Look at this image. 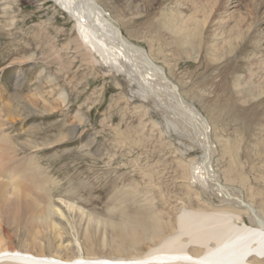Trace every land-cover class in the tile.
Masks as SVG:
<instances>
[{
	"label": "rangeland",
	"instance_id": "rangeland-1",
	"mask_svg": "<svg viewBox=\"0 0 264 264\" xmlns=\"http://www.w3.org/2000/svg\"><path fill=\"white\" fill-rule=\"evenodd\" d=\"M96 1L206 119L212 172L264 221V0H159L148 17L120 0ZM193 6L207 13H197V27L188 24L183 47L168 31L148 30L161 16L184 17ZM227 40L234 49L219 56ZM212 45L214 52H205ZM116 70L85 47L54 0H0V171L17 167L4 173L11 182L22 175L13 187L22 196L3 186L0 197L3 247L129 259L177 233L183 210L230 209L193 181L201 157L195 138ZM52 207L64 217L52 215ZM251 216L241 213L257 226Z\"/></svg>",
	"mask_w": 264,
	"mask_h": 264
},
{
	"label": "bare ground",
	"instance_id": "bare-ground-1",
	"mask_svg": "<svg viewBox=\"0 0 264 264\" xmlns=\"http://www.w3.org/2000/svg\"><path fill=\"white\" fill-rule=\"evenodd\" d=\"M138 1L141 3H138ZM158 1L120 0L129 10L141 11L146 14L144 15L146 17H148L147 13ZM54 2L74 20L81 40L85 47L90 52L92 51L93 55H98L106 63L110 64L112 62L118 74L119 72H124L129 82L139 87L142 98L147 103L160 108L165 115L168 114L166 116H172L185 134H191L195 138L198 144L196 148L200 149L201 153L199 155L201 157L192 166L193 181L203 190L210 191L217 198L221 207L227 206L226 208L234 211L225 208L220 211L183 210L177 218V233L162 239L156 247L149 249L145 255L140 257L129 259L87 258L81 255L72 258L48 257L43 254L36 255L27 251L9 249L0 244V263L255 264L264 262V221L255 214L250 204L231 193L221 184L218 176L212 172L210 160L213 153V145L209 139L207 121L194 106L185 101L179 91L180 88L169 79L164 67L156 64L146 50L129 42L111 19L109 13L105 12L104 8L96 0H54ZM234 3L235 0H232L230 5ZM233 6L235 7V5ZM213 7L210 9V13ZM192 9V13L184 17L180 15L181 13L179 15H163L161 19L152 23L153 28L151 29L150 25L148 30L154 33L158 32V28L168 31L173 35L174 44L177 47H183L184 40L186 44L190 42L189 35H191V31L188 29V24H196L195 27H197L200 21L197 18V13L200 11L203 12L202 15L207 13L205 6L200 7L199 10L196 6H193ZM227 19H230L229 16ZM221 20H223V17ZM260 21L264 24V14ZM236 31L234 35L240 36L241 33L239 32L241 30ZM244 38L242 36V39ZM262 39H264V32H262V37H260L259 41ZM225 49H229V52H232L234 49L233 43L227 40L221 44L217 48L218 55L223 54ZM201 50V45H197L198 54H200ZM179 51L182 54H188L186 51ZM210 51L214 52L213 45L211 47L207 46L205 50L208 53ZM260 51L264 52V48H260ZM260 62L262 64L263 60ZM170 70L172 68L169 66ZM169 73L171 74V71ZM239 81L237 79L234 82L235 87L239 86ZM0 93L2 92L0 91ZM249 93L250 90L248 89L247 95ZM1 113L0 111V118L3 117ZM3 114L4 116L9 115L8 112H3ZM3 140H5L4 136L0 135L1 146H3ZM190 141L193 140L191 139ZM1 166H3V163H1ZM14 168L16 169H12V171L11 169L0 171V197L4 196L3 199L6 198L3 186H10L14 196H22L19 190L13 188L20 181L22 175L20 173L17 174L15 180L11 182L12 177L4 174L18 171L17 167ZM26 177L27 175L24 179ZM4 178L8 181H3ZM33 179L31 177L29 180ZM65 205L70 210L74 208L72 204L66 203ZM28 207H31V203H27L23 210ZM52 211V215L64 217L58 208L52 207ZM241 213L252 215L251 217L254 220L256 219L257 226H249L244 223ZM51 226L54 227L55 224H51Z\"/></svg>",
	"mask_w": 264,
	"mask_h": 264
}]
</instances>
